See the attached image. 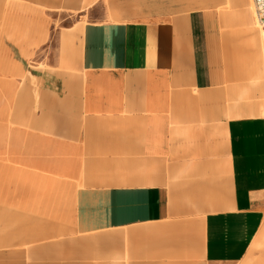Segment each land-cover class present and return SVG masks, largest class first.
<instances>
[{"label": "crops", "instance_id": "1", "mask_svg": "<svg viewBox=\"0 0 264 264\" xmlns=\"http://www.w3.org/2000/svg\"><path fill=\"white\" fill-rule=\"evenodd\" d=\"M98 1L0 0V23L5 20V28L12 31L20 56H31L46 39L50 13L81 15L96 9ZM134 1L116 0L119 9L81 26V86L59 87L63 79L57 74L49 78L43 74L52 85L41 89L53 107L46 134L31 136L28 147L16 149L19 166L0 162L4 206L52 213L55 202L47 198L48 191L53 195L72 185V198L62 212L71 220L74 234L87 242L83 248L79 244L76 264H128L123 258L130 254L172 251L166 241L174 238V226L161 222L173 213L172 180L187 173L186 166L174 162L183 158L181 140L187 139V127L183 129L177 119L182 96L191 90L183 86L188 80L206 85L204 80L215 72L210 66L215 35L198 36L199 31H209V25L197 26L193 15L183 22L184 17L160 6L166 0H148L154 6L142 10L129 8ZM250 5L248 0L240 24L251 20ZM226 12L221 11V20H226ZM210 26L215 32L216 25ZM2 32L0 26V42ZM252 45V55L241 48L235 54L243 56L257 82L264 77L262 34ZM202 48L206 53L199 55ZM258 124L259 129L257 119L227 122L232 196L201 221V250L207 264L241 261L263 225L264 120ZM189 130L191 139L202 131L201 126ZM41 189L46 199L37 198ZM10 191L20 196L13 197ZM139 225L138 233L125 238L111 231ZM192 229L185 228V233ZM97 234L101 241L96 237L91 244L87 237Z\"/></svg>", "mask_w": 264, "mask_h": 264}, {"label": "rangeland", "instance_id": "2", "mask_svg": "<svg viewBox=\"0 0 264 264\" xmlns=\"http://www.w3.org/2000/svg\"><path fill=\"white\" fill-rule=\"evenodd\" d=\"M166 1L160 6L174 16L184 17L183 22L188 21V15H193V22L197 26L209 25V31H199L198 36L204 39L206 33L215 35L217 43L214 44L213 62L210 64L211 72L212 69L215 72L204 80L206 85L188 80L183 86L191 90L182 96L183 101L179 106L181 112H178L177 119H180L183 129L187 127V139L183 137L181 140L183 158L174 162L186 166L187 173L182 174L179 180H172L173 213L169 219L161 222L174 226V238L166 241L172 251L160 255L149 252L130 254L123 260L128 261V264H207L201 250V221L207 212L222 208L232 196L227 122L257 119L258 127L259 120H264V77L254 82L242 62L243 56L236 57L235 53L241 48L247 55H252V44L259 41L263 31L253 23L252 12L248 24H240L239 16L248 0ZM115 2L100 0L96 9H88L81 15L50 13L52 25L48 27L46 39L40 42L31 56H20L12 44V31L5 28V20L0 23L3 29L0 42V162L19 166L15 160H19V155L14 154L16 149L28 147L31 136L46 134V121L51 119L53 107L49 108L50 97L41 90L52 86L45 77L57 74L63 79V85L57 83L59 87L81 86V26L89 21L101 20L105 14L119 9ZM133 3L130 9L142 10L154 6L148 5V0H136ZM225 10L228 15L226 20H221V11ZM210 25H216L215 32H211ZM198 53L203 55L206 49H198ZM15 65L20 66L19 70ZM53 80L56 81L51 78ZM229 113H232L231 116ZM177 119L175 122H178ZM199 126L202 131L198 137L189 138V128L196 129ZM193 133L195 135L194 130ZM1 187L6 186L2 184ZM50 192L47 198L55 202L54 212L50 211L52 213H44L39 209L27 213L20 208L0 204V264H76L80 261L79 244L83 248V243L87 242L74 234L71 220L62 212L67 199L72 198V185L59 191L58 201L59 192H52L53 195ZM44 193V189L38 190L37 198L46 199ZM12 194L16 198L20 196L16 191ZM189 226L193 227L191 232L194 233H185V228L189 229ZM140 227L111 231L114 236L125 238L126 235L138 233ZM96 237V241L100 242V234L87 239L93 244V238ZM67 252H70L71 257L67 256ZM86 253H89L88 250ZM91 256L89 260L93 262L94 255ZM229 264H264V222L247 255L241 261Z\"/></svg>", "mask_w": 264, "mask_h": 264}, {"label": "built area", "instance_id": "3", "mask_svg": "<svg viewBox=\"0 0 264 264\" xmlns=\"http://www.w3.org/2000/svg\"><path fill=\"white\" fill-rule=\"evenodd\" d=\"M253 3L256 19L264 31V0H253Z\"/></svg>", "mask_w": 264, "mask_h": 264}, {"label": "bare ground", "instance_id": "4", "mask_svg": "<svg viewBox=\"0 0 264 264\" xmlns=\"http://www.w3.org/2000/svg\"><path fill=\"white\" fill-rule=\"evenodd\" d=\"M250 8H251V10H252V12H253L254 21H255L256 26L258 25V26L261 28V30L263 31L262 27L259 25V23H258V21H257V19H256V16H255L253 0H251ZM262 45H263V50H264V31H263V33H262Z\"/></svg>", "mask_w": 264, "mask_h": 264}]
</instances>
